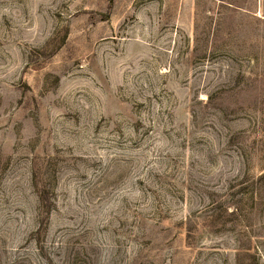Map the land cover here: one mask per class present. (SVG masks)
Instances as JSON below:
<instances>
[{
  "label": "rangeland",
  "instance_id": "1",
  "mask_svg": "<svg viewBox=\"0 0 264 264\" xmlns=\"http://www.w3.org/2000/svg\"><path fill=\"white\" fill-rule=\"evenodd\" d=\"M0 264H264V0H0Z\"/></svg>",
  "mask_w": 264,
  "mask_h": 264
}]
</instances>
